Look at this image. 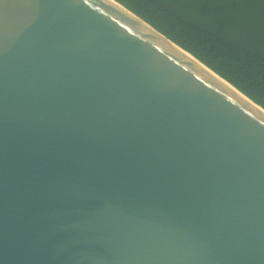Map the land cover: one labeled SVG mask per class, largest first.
<instances>
[{
	"label": "water",
	"instance_id": "1",
	"mask_svg": "<svg viewBox=\"0 0 264 264\" xmlns=\"http://www.w3.org/2000/svg\"><path fill=\"white\" fill-rule=\"evenodd\" d=\"M0 264H264V107L116 0H0Z\"/></svg>",
	"mask_w": 264,
	"mask_h": 264
},
{
	"label": "trees",
	"instance_id": "2",
	"mask_svg": "<svg viewBox=\"0 0 264 264\" xmlns=\"http://www.w3.org/2000/svg\"><path fill=\"white\" fill-rule=\"evenodd\" d=\"M264 107V0H116Z\"/></svg>",
	"mask_w": 264,
	"mask_h": 264
}]
</instances>
